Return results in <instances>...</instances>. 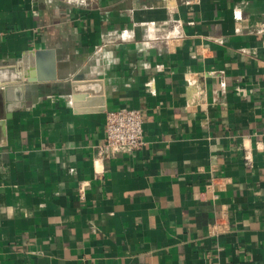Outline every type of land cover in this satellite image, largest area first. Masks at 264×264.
<instances>
[{"label": "crops", "instance_id": "obj_1", "mask_svg": "<svg viewBox=\"0 0 264 264\" xmlns=\"http://www.w3.org/2000/svg\"><path fill=\"white\" fill-rule=\"evenodd\" d=\"M4 66L0 264H264V0H0Z\"/></svg>", "mask_w": 264, "mask_h": 264}, {"label": "built area", "instance_id": "obj_2", "mask_svg": "<svg viewBox=\"0 0 264 264\" xmlns=\"http://www.w3.org/2000/svg\"><path fill=\"white\" fill-rule=\"evenodd\" d=\"M104 131V143L98 148L100 158H112L123 152H135L147 145L142 114L137 109L121 108L108 111Z\"/></svg>", "mask_w": 264, "mask_h": 264}, {"label": "water", "instance_id": "obj_3", "mask_svg": "<svg viewBox=\"0 0 264 264\" xmlns=\"http://www.w3.org/2000/svg\"><path fill=\"white\" fill-rule=\"evenodd\" d=\"M42 57L47 58L49 67L47 68V70L41 69L40 65H39V72H37L38 74L34 73L33 71H30V68L28 66V64L26 63L29 59L32 61L37 60L38 63L40 64V60L42 59ZM20 67L22 65H25L24 71L20 74L19 78L23 79L27 78L28 81H39V82H45V81H52L55 80L56 78V63H55V59H54V52L51 50H43V51H38V52H30L29 55L26 56L25 60L22 62H19L18 64ZM33 65L31 66V70L33 69ZM17 68V66H4V67H0V85L2 83H5V78L6 75H2V74H9V72H13L15 71ZM2 76H3V80L2 81ZM22 92L24 90V86L21 85L18 87ZM16 89V88H14ZM10 92V88H6L4 94L8 95V93ZM2 92H0L1 94ZM25 106V102L24 100H22L19 104H17V106L13 107L11 106L10 103L7 104L4 113L2 112L3 110H1L0 114H3L2 116H0V145L1 143H3V139L4 136L6 135V121L8 119H11L14 115V112L18 111L21 107Z\"/></svg>", "mask_w": 264, "mask_h": 264}]
</instances>
